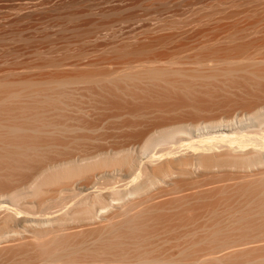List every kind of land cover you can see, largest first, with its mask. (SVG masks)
<instances>
[{
	"label": "bare ground",
	"instance_id": "obj_1",
	"mask_svg": "<svg viewBox=\"0 0 264 264\" xmlns=\"http://www.w3.org/2000/svg\"><path fill=\"white\" fill-rule=\"evenodd\" d=\"M0 264H264V0H0Z\"/></svg>",
	"mask_w": 264,
	"mask_h": 264
}]
</instances>
